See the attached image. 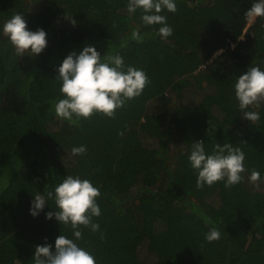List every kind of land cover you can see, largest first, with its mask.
<instances>
[{"label": "trees", "instance_id": "1", "mask_svg": "<svg viewBox=\"0 0 264 264\" xmlns=\"http://www.w3.org/2000/svg\"><path fill=\"white\" fill-rule=\"evenodd\" d=\"M261 90L264 0H0V264H264Z\"/></svg>", "mask_w": 264, "mask_h": 264}, {"label": "rangeland", "instance_id": "2", "mask_svg": "<svg viewBox=\"0 0 264 264\" xmlns=\"http://www.w3.org/2000/svg\"><path fill=\"white\" fill-rule=\"evenodd\" d=\"M253 15H251V16H249V18H248V23L249 22H251V20L253 19ZM10 31V28L9 27H5L4 28V32H9ZM20 49H21V46H20ZM218 53H216L215 55H217ZM214 55V56H215ZM47 78H49V77H47ZM51 78V77H50ZM53 79V78H52ZM254 94H255V98L258 100V95L256 94V92H254ZM261 94H262V98L264 99V91H262L261 90ZM253 96V94H252V92H250V95H249V97L251 98ZM254 98V97H253ZM240 132L238 131V130H236V134H239ZM200 172H199V169H195L194 171H193V174H192V176H195V175H198Z\"/></svg>", "mask_w": 264, "mask_h": 264}]
</instances>
